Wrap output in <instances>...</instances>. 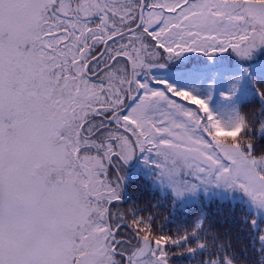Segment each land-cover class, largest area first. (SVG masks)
Returning <instances> with one entry per match:
<instances>
[{
	"label": "snow or ice",
	"instance_id": "snow-or-ice-1",
	"mask_svg": "<svg viewBox=\"0 0 264 264\" xmlns=\"http://www.w3.org/2000/svg\"><path fill=\"white\" fill-rule=\"evenodd\" d=\"M0 264H264V0H0Z\"/></svg>",
	"mask_w": 264,
	"mask_h": 264
},
{
	"label": "trees",
	"instance_id": "trees-1",
	"mask_svg": "<svg viewBox=\"0 0 264 264\" xmlns=\"http://www.w3.org/2000/svg\"><path fill=\"white\" fill-rule=\"evenodd\" d=\"M212 211L213 213H216L217 212V207L216 206H213L212 208ZM220 213H221V216L218 217V218H226L229 214V210L227 208V206H223L219 209Z\"/></svg>",
	"mask_w": 264,
	"mask_h": 264
}]
</instances>
